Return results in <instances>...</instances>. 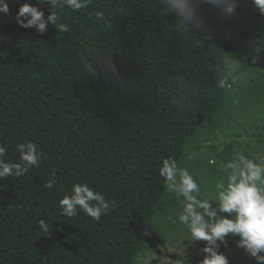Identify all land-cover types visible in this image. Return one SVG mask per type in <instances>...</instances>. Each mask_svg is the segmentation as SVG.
I'll use <instances>...</instances> for the list:
<instances>
[{
    "label": "trees",
    "instance_id": "obj_1",
    "mask_svg": "<svg viewBox=\"0 0 264 264\" xmlns=\"http://www.w3.org/2000/svg\"><path fill=\"white\" fill-rule=\"evenodd\" d=\"M7 3L0 144L6 162L21 163L17 146L30 142L45 156L26 174L0 179V264H139L148 231L162 243H186L182 264H201L206 242L192 241L179 222L183 205L166 192L159 168L175 160L197 180L201 199H215L235 145L256 162L264 157V15L252 0H238L231 17L201 4L205 27L195 31L179 30L159 0H90L79 10L45 2L37 5L45 19L57 13L67 31L49 23L39 33L16 20L36 0ZM250 110L251 123H237L236 113ZM220 127L221 149L212 143ZM74 184L117 206L99 221L79 209L63 216L59 201ZM239 239L229 234L219 251L240 249Z\"/></svg>",
    "mask_w": 264,
    "mask_h": 264
},
{
    "label": "clouds",
    "instance_id": "obj_2",
    "mask_svg": "<svg viewBox=\"0 0 264 264\" xmlns=\"http://www.w3.org/2000/svg\"><path fill=\"white\" fill-rule=\"evenodd\" d=\"M45 2L79 10L87 7L90 0H36V4L24 3L16 14L17 23L24 28H34L39 33H44L49 23L67 31V26L60 23L61 17L57 13L52 11L45 19L44 10L37 6ZM159 3L165 11L175 15L179 30L195 31L205 27L201 4L212 5L227 17H231L238 6V0H159ZM252 3L264 15V0H252ZM0 14H9L7 0H0ZM96 15L100 17L102 14L97 12ZM106 63L115 73L114 64L110 61ZM236 70V66H233V71ZM232 80L235 83L236 77L233 76ZM226 83V80L220 81L221 86ZM17 150L21 163L6 162L7 148L0 144V179L26 174L29 168L38 166L45 156L31 142L19 144ZM220 171L226 173V180L215 183V199H201V187L197 180L187 169L179 167L175 160L165 159L159 168L166 192L183 205L179 222L189 229L192 241L206 242L202 248L205 256L201 264H228L227 256L219 248L221 244H227L229 234H238L240 239L237 246L254 258L257 264H264V157L256 162L238 153L221 164ZM53 184L54 181L50 179L44 187L51 189ZM71 191V195H65L59 201L62 215L66 217L76 215L79 209L99 221L117 206L115 201L106 200L102 193L94 191L87 184H74ZM211 201H216L215 207ZM225 213L229 215H222ZM40 226L49 231L44 221L40 222Z\"/></svg>",
    "mask_w": 264,
    "mask_h": 264
},
{
    "label": "rangeland",
    "instance_id": "obj_3",
    "mask_svg": "<svg viewBox=\"0 0 264 264\" xmlns=\"http://www.w3.org/2000/svg\"><path fill=\"white\" fill-rule=\"evenodd\" d=\"M236 104H238V100L235 99L234 101ZM255 114L254 110H250L249 112H240L236 113V121L237 123H251L253 116ZM264 116V113H262ZM260 114H257V117H260ZM259 123V122H258ZM235 128H232L235 132L239 131V128L234 125ZM216 138L212 141L214 143V146L219 147L221 149L225 146L227 143V137L223 130L220 128H217L216 130ZM242 138L249 139V134H245L242 136ZM243 140V143L244 141ZM251 140V139H250ZM254 140V139H253ZM254 142V141H253ZM210 142H207L206 145H209ZM245 144V143H244ZM238 151L239 153H242V145L237 146L235 145L233 151ZM258 151H260L258 147ZM261 153V152H260ZM259 153V154H260ZM258 155V154H257ZM211 162V161H210ZM211 196L216 195V191L210 192ZM222 215H229V214H222ZM147 237L149 241H147V250L145 251L143 256L139 257V264H182L181 261L178 259V256L180 254H188L190 251L184 250L186 248L187 244H183V249L180 248V246H173L170 244H166V242L162 243V241L155 237L154 233L147 232ZM223 254H225L228 258V264H257L256 260L252 258L250 255H248L242 248L240 249H228ZM236 258L238 259L237 261Z\"/></svg>",
    "mask_w": 264,
    "mask_h": 264
}]
</instances>
